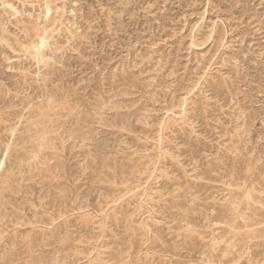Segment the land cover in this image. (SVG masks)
I'll return each mask as SVG.
<instances>
[{"label": "rangeland", "instance_id": "374dc122", "mask_svg": "<svg viewBox=\"0 0 264 264\" xmlns=\"http://www.w3.org/2000/svg\"><path fill=\"white\" fill-rule=\"evenodd\" d=\"M6 147L0 264H264V0H0Z\"/></svg>", "mask_w": 264, "mask_h": 264}, {"label": "bare ground", "instance_id": "6f19581e", "mask_svg": "<svg viewBox=\"0 0 264 264\" xmlns=\"http://www.w3.org/2000/svg\"><path fill=\"white\" fill-rule=\"evenodd\" d=\"M46 11H47V14H48V13H49V10L47 9ZM41 40H42V38H41ZM37 42H39V41H37ZM33 45H35V44H33ZM39 45H40V42H39ZM42 46H43V45H42ZM42 46H40V47H42ZM35 49H37V48H35ZM37 50H38V49H37ZM8 150H9V148L6 147V150H5V152L3 153L2 158L0 159V164H4V160H5V158L7 157Z\"/></svg>", "mask_w": 264, "mask_h": 264}, {"label": "snow or ice", "instance_id": "6c2138e0", "mask_svg": "<svg viewBox=\"0 0 264 264\" xmlns=\"http://www.w3.org/2000/svg\"><path fill=\"white\" fill-rule=\"evenodd\" d=\"M43 44V42H41Z\"/></svg>", "mask_w": 264, "mask_h": 264}]
</instances>
